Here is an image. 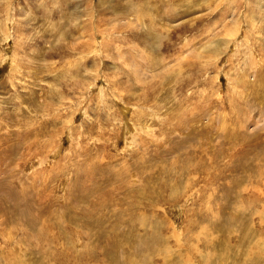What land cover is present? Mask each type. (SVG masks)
Wrapping results in <instances>:
<instances>
[{"label": "rangeland", "instance_id": "rangeland-1", "mask_svg": "<svg viewBox=\"0 0 264 264\" xmlns=\"http://www.w3.org/2000/svg\"><path fill=\"white\" fill-rule=\"evenodd\" d=\"M0 264H264V0H0Z\"/></svg>", "mask_w": 264, "mask_h": 264}]
</instances>
